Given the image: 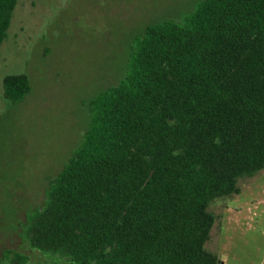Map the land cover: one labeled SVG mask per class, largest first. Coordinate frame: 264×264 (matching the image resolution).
Here are the masks:
<instances>
[{
  "label": "trees",
  "instance_id": "trees-1",
  "mask_svg": "<svg viewBox=\"0 0 264 264\" xmlns=\"http://www.w3.org/2000/svg\"><path fill=\"white\" fill-rule=\"evenodd\" d=\"M17 0H0V45ZM3 97L30 91L5 76ZM77 148L22 237L67 264H220L210 202L264 169V0H202L148 24L121 78L87 103ZM0 264H29L3 252Z\"/></svg>",
  "mask_w": 264,
  "mask_h": 264
},
{
  "label": "rangeland",
  "instance_id": "rangeland-1",
  "mask_svg": "<svg viewBox=\"0 0 264 264\" xmlns=\"http://www.w3.org/2000/svg\"><path fill=\"white\" fill-rule=\"evenodd\" d=\"M202 0H17L0 45V262L5 250L29 264H67L29 248L27 215L79 145L88 101L123 75L148 24L183 23ZM26 75L30 91L3 97L5 76ZM239 194L213 199L205 249L220 264H264V169L237 180Z\"/></svg>",
  "mask_w": 264,
  "mask_h": 264
}]
</instances>
